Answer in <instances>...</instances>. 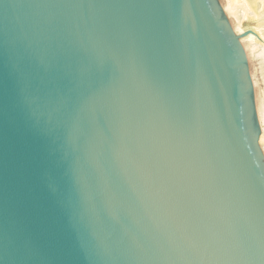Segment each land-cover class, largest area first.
<instances>
[{
  "label": "water",
  "instance_id": "water-1",
  "mask_svg": "<svg viewBox=\"0 0 264 264\" xmlns=\"http://www.w3.org/2000/svg\"><path fill=\"white\" fill-rule=\"evenodd\" d=\"M218 0H0V264H264V157Z\"/></svg>",
  "mask_w": 264,
  "mask_h": 264
},
{
  "label": "bare ground",
  "instance_id": "bare-ground-1",
  "mask_svg": "<svg viewBox=\"0 0 264 264\" xmlns=\"http://www.w3.org/2000/svg\"><path fill=\"white\" fill-rule=\"evenodd\" d=\"M244 53L259 126L258 146L264 157V0H218Z\"/></svg>",
  "mask_w": 264,
  "mask_h": 264
},
{
  "label": "rangeland",
  "instance_id": "rangeland-1",
  "mask_svg": "<svg viewBox=\"0 0 264 264\" xmlns=\"http://www.w3.org/2000/svg\"><path fill=\"white\" fill-rule=\"evenodd\" d=\"M219 4H220V2H219ZM249 66V65H248Z\"/></svg>",
  "mask_w": 264,
  "mask_h": 264
}]
</instances>
